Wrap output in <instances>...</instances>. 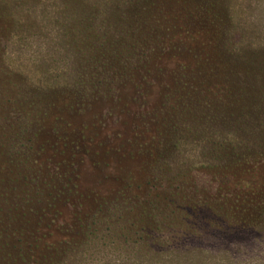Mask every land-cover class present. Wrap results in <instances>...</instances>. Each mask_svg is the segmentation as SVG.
Here are the masks:
<instances>
[{"label": "rangeland", "instance_id": "374dc122", "mask_svg": "<svg viewBox=\"0 0 264 264\" xmlns=\"http://www.w3.org/2000/svg\"><path fill=\"white\" fill-rule=\"evenodd\" d=\"M0 264H264V0H0Z\"/></svg>", "mask_w": 264, "mask_h": 264}, {"label": "trees", "instance_id": "16d2710c", "mask_svg": "<svg viewBox=\"0 0 264 264\" xmlns=\"http://www.w3.org/2000/svg\"><path fill=\"white\" fill-rule=\"evenodd\" d=\"M45 237H47V236H45ZM58 247V246H57ZM58 249H60L59 247H58Z\"/></svg>", "mask_w": 264, "mask_h": 264}]
</instances>
